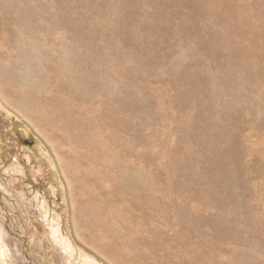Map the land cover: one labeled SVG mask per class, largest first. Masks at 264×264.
<instances>
[{"label": "rangeland", "instance_id": "rangeland-1", "mask_svg": "<svg viewBox=\"0 0 264 264\" xmlns=\"http://www.w3.org/2000/svg\"><path fill=\"white\" fill-rule=\"evenodd\" d=\"M0 264H264V0H0Z\"/></svg>", "mask_w": 264, "mask_h": 264}]
</instances>
